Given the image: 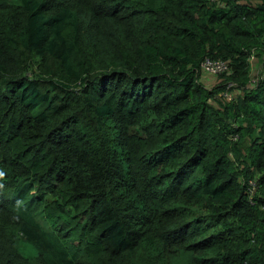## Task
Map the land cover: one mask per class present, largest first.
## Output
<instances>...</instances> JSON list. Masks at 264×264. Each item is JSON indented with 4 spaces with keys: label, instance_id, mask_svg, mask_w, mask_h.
<instances>
[{
    "label": "trees",
    "instance_id": "16d2710c",
    "mask_svg": "<svg viewBox=\"0 0 264 264\" xmlns=\"http://www.w3.org/2000/svg\"><path fill=\"white\" fill-rule=\"evenodd\" d=\"M252 53L264 0H0V264H264Z\"/></svg>",
    "mask_w": 264,
    "mask_h": 264
},
{
    "label": "rangeland",
    "instance_id": "374dc122",
    "mask_svg": "<svg viewBox=\"0 0 264 264\" xmlns=\"http://www.w3.org/2000/svg\"><path fill=\"white\" fill-rule=\"evenodd\" d=\"M257 65H259L264 70V66L260 65L258 60L255 58V60L252 64V68H251V81L257 79V75H258V72L256 71ZM216 78L218 79V77H215V76L210 75V74H202L201 75V82L207 87H212L214 85V83H216V81H215ZM176 264H187V263L183 259L178 261V258H177Z\"/></svg>",
    "mask_w": 264,
    "mask_h": 264
},
{
    "label": "built area",
    "instance_id": "2783aa9c",
    "mask_svg": "<svg viewBox=\"0 0 264 264\" xmlns=\"http://www.w3.org/2000/svg\"><path fill=\"white\" fill-rule=\"evenodd\" d=\"M228 69L226 62L221 60L206 59L202 63V70L208 74H219Z\"/></svg>",
    "mask_w": 264,
    "mask_h": 264
},
{
    "label": "clouds",
    "instance_id": "9594fccd",
    "mask_svg": "<svg viewBox=\"0 0 264 264\" xmlns=\"http://www.w3.org/2000/svg\"><path fill=\"white\" fill-rule=\"evenodd\" d=\"M255 56H254V54L252 53L251 55H250V71H251V68H252V64H253V62H254V60H255ZM257 59V58H256ZM206 60V59H205ZM204 60V61H205ZM210 60H212V59H210ZM217 60H221V61H223L222 59H217ZM203 61V62H204ZM202 62V63H203ZM202 63H201V71H202ZM204 74H208V73H205L204 71H202ZM262 73H264V71H261V72H258V75H260V74H262ZM214 75V74H213ZM257 75V76H258ZM260 76H258L257 77V79L259 78ZM257 79H255V80H257ZM255 80H253V81H251V82H254ZM228 98H230V96H228ZM37 221H38V219H37Z\"/></svg>",
    "mask_w": 264,
    "mask_h": 264
},
{
    "label": "crops",
    "instance_id": "0c3cea01",
    "mask_svg": "<svg viewBox=\"0 0 264 264\" xmlns=\"http://www.w3.org/2000/svg\"><path fill=\"white\" fill-rule=\"evenodd\" d=\"M256 71H257V72H261V71H263V69H262L259 65H257V66H256Z\"/></svg>",
    "mask_w": 264,
    "mask_h": 264
}]
</instances>
